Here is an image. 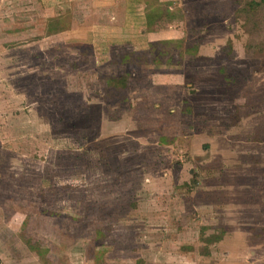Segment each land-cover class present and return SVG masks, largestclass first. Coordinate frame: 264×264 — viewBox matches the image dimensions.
Returning a JSON list of instances; mask_svg holds the SVG:
<instances>
[{
    "label": "rangeland",
    "instance_id": "rangeland-1",
    "mask_svg": "<svg viewBox=\"0 0 264 264\" xmlns=\"http://www.w3.org/2000/svg\"><path fill=\"white\" fill-rule=\"evenodd\" d=\"M258 1L0 0V264H264Z\"/></svg>",
    "mask_w": 264,
    "mask_h": 264
},
{
    "label": "trees",
    "instance_id": "trees-1",
    "mask_svg": "<svg viewBox=\"0 0 264 264\" xmlns=\"http://www.w3.org/2000/svg\"><path fill=\"white\" fill-rule=\"evenodd\" d=\"M257 4H264V0H259L258 2H256ZM167 42H169V41H157V42H155L154 43V46H156V47H158L157 45H159V44H163V43H167ZM159 46H161V45H159ZM140 59V56H139V58H137V60H139ZM138 63H140V62H138ZM121 80H123L125 83H124V85L126 84L127 85V83H126V78L124 77V76H122L121 78H120V80L119 81H121ZM125 85V86H126ZM127 87V86H126Z\"/></svg>",
    "mask_w": 264,
    "mask_h": 264
},
{
    "label": "crops",
    "instance_id": "crops-1",
    "mask_svg": "<svg viewBox=\"0 0 264 264\" xmlns=\"http://www.w3.org/2000/svg\"><path fill=\"white\" fill-rule=\"evenodd\" d=\"M4 88H6V86H8V84H3L2 85ZM4 88L0 89V92H4Z\"/></svg>",
    "mask_w": 264,
    "mask_h": 264
}]
</instances>
